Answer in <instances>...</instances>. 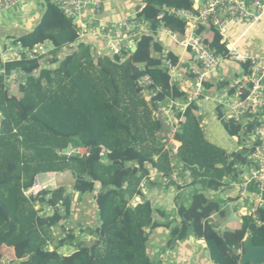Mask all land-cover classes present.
Returning <instances> with one entry per match:
<instances>
[{"label":"trees","instance_id":"16d2710c","mask_svg":"<svg viewBox=\"0 0 264 264\" xmlns=\"http://www.w3.org/2000/svg\"><path fill=\"white\" fill-rule=\"evenodd\" d=\"M47 3L42 22L33 32L17 37L15 44L33 50L49 42L53 52L35 60L23 55L20 61L4 65L7 73L22 70L26 74L21 98L5 91L0 74V249L14 250L12 263L163 264L149 251L150 232L159 228L170 230L164 253L195 238L206 242L214 264H241L248 234L256 247L264 246V227L250 216L243 218L238 229L221 231L227 212L213 196L228 188L226 180L240 181L250 164L248 150L228 154L210 143L201 127L199 108L191 104L184 112L176 110L179 125L173 141L181 146L173 154L157 118L162 106L171 101L186 103V95L171 84L169 72L162 67L165 50L159 31L184 34L185 21L166 10L193 11V0H146L137 17L148 22L150 34L136 41L134 54L95 57L91 48L81 43L61 63L60 51L77 44L80 35L71 19L51 0ZM203 41L217 56L230 59L227 45L212 26L207 27ZM48 56L53 65L60 63L57 69L41 67L40 61L46 62ZM169 57L175 64L179 62L174 53L169 52ZM237 63L248 69V64ZM35 70L39 73L34 74ZM145 78L149 85L143 83ZM223 85L225 82L219 87ZM218 119L231 137L242 136L240 124L227 121L221 112ZM68 145L85 148L88 153L58 154L57 150ZM173 161L191 175L193 182L186 188L194 190L190 205L176 199L180 222L162 223L154 219L149 201L135 207L131 202L137 195L143 197L139 187L150 174L148 165L171 177ZM68 171L75 178V194L83 197L99 188V227L76 231L65 226L73 214L74 197L65 188L25 195L38 176ZM45 206L51 212H46ZM259 214L264 223V209ZM214 215L219 219H213ZM59 230L62 233L56 242L53 231ZM86 235L96 239L90 248H83L80 236ZM64 247H76L77 251L66 256L60 253ZM2 258L0 255V264Z\"/></svg>","mask_w":264,"mask_h":264},{"label":"built area","instance_id":"2783aa9c","mask_svg":"<svg viewBox=\"0 0 264 264\" xmlns=\"http://www.w3.org/2000/svg\"><path fill=\"white\" fill-rule=\"evenodd\" d=\"M23 1L0 0V12L12 10ZM52 3L73 21L80 37L93 35L102 38L113 56L128 55L132 45H137L136 41L140 37L150 34L148 22L138 17L124 18L117 23L101 21L95 27L92 23L83 21L82 16L86 10L93 8L97 13L100 12V4L95 0H52ZM166 12L185 21L186 30L184 34H181L161 29L159 33L167 35L188 51L192 55V65L200 68L199 72L192 68L189 74H184L180 64H175L169 57V51H164L162 55V67L169 72L171 84L179 86L186 95L185 104L171 101L168 105L162 106L159 111L165 115L168 125L171 126V133L169 132L166 142L172 146L173 136L178 131L179 120L176 117V110L184 112L191 104L200 106L203 102L213 101L216 109L221 110L224 119L240 124L243 128L242 135L245 148L249 152L247 156L250 164L244 168L247 176L242 182H231V186L237 188L238 192L236 209L239 206L238 213L241 220L250 216L254 223L264 227L259 214L260 210L264 209V57L245 58L228 45V31L231 25L252 27L261 21L264 16V0H205L202 7L193 11L167 9ZM208 26H212L221 35L222 43L227 45L231 60L248 64V69L244 70L239 82L235 85L227 83L219 87L218 81L217 87L211 85L207 88L206 86L209 76L220 69L224 60L223 57L212 52L208 44L203 41V35ZM47 44L51 43L36 45L33 50L27 49L26 57L35 60L38 57L47 56L49 53ZM21 59L22 56H18L8 62ZM43 62L44 60L40 61L41 67ZM38 73L39 70L34 71V74ZM0 74L4 76L6 85L24 86L27 83V76L22 70L7 73L3 68ZM143 83L149 85L150 80L145 78ZM147 92L150 94L149 91ZM75 153L86 155L88 151L80 148ZM147 169L150 174L142 180L139 188L141 191H144L147 185L157 178L164 185L172 182L180 189H185L193 182L191 175L185 173L179 165L174 167L175 171L171 177H164L150 165ZM43 189L45 188L37 178L26 196L32 197L38 190ZM246 204L249 205L248 208L244 207ZM44 209L46 212H51L47 206Z\"/></svg>","mask_w":264,"mask_h":264},{"label":"crops","instance_id":"0c3cea01","mask_svg":"<svg viewBox=\"0 0 264 264\" xmlns=\"http://www.w3.org/2000/svg\"><path fill=\"white\" fill-rule=\"evenodd\" d=\"M44 1L47 3V0H24L23 3L19 5L22 9H26L27 11V13L23 16L24 22H16L14 26H6L3 23L0 24V71L4 68V65L8 61L16 59L18 56L25 55L26 50L20 45L15 44V39L21 35L33 32L36 27L41 23V18L45 12ZM95 1L100 4V12L97 13L93 8H90L86 10L82 16L83 21L92 23V26L94 27L97 26L101 21L107 23H117L124 18L137 17L146 6V0ZM204 1L205 0H193L194 10L202 7ZM158 39L163 44L165 51L172 52L179 57L178 63L180 64L182 73L189 74L192 68H194L197 72L200 71V68L194 67V65H192V55L188 51H186L182 46L177 44L175 41H173L163 33H159ZM81 43L88 45L91 48L93 56L95 57H113V55L108 50L106 42L102 38L93 35H86L80 37L79 42L77 44L71 46L70 48H65L60 51V53L58 54L60 63L63 62L68 56H70L77 49V46ZM228 45L229 47H233V49H235L239 55L245 58L264 57V16L259 23L252 27L231 25L228 31ZM47 48L49 49V53L47 55H50L51 52H53L54 47L52 44H47ZM133 48L134 45H132V49ZM237 62L238 61L231 59L227 61L223 60L220 69L217 72L212 73L209 76L207 82L216 87V83L218 81L220 82V84L222 82H225V84H237L244 72V69H242V67H240ZM59 64L53 65L48 56L47 61L43 62L42 68L55 70L58 68ZM232 66H235L237 68L234 74L235 78L237 79V82L235 83L231 82L230 80V68ZM5 91H7L12 96L20 98L22 97V94L20 92V86L18 85L5 84ZM206 103L209 102H203L202 105L198 106V115L201 119V127L208 140V117L210 116V114L216 112L215 115L218 118V114L219 112H221V110L216 108H213V110H211L209 108V105ZM180 146L181 144L176 142L172 144L171 148L173 149V154H176L178 152V148ZM80 148L82 147L72 146V153H75ZM242 150L243 148H241L239 152H241ZM227 153L231 154L229 152ZM177 163V161H173V167H178ZM246 176L247 173L246 170H244V173L240 177L239 182H242L246 178ZM37 178H39L43 187L46 190L65 188L68 193L74 195L73 214L70 220L65 225L66 227H70L71 229L78 231L79 229H95L100 226V222H96L98 220L96 196L98 194L99 188L95 193L85 195L83 197L79 196L78 194H75L73 191L75 185V178L69 171L62 173H49L47 175L43 174L38 176ZM226 181V184H230L228 188H226L224 191L213 193L214 197L218 195H224L221 205H223L224 211L229 210L228 212L226 211L227 216L221 222V227L224 225L227 217L230 215V205L234 204L235 209L237 205V188L232 187L231 182L229 180ZM193 190L194 187H189L181 190L175 184L167 186L162 184L157 178L155 179V181L150 182L147 185L146 189L142 191L143 197L138 195L135 196V198L131 202V206L135 207L141 202L143 203L144 201H149L154 209L155 220L162 223L170 221L177 223L180 222V218L178 216L179 205L176 199L179 198V204H184L186 206L190 205V199ZM236 213L237 217H239L237 209ZM212 218L218 219L216 215L212 216ZM242 221L235 222L233 223L234 225L230 224L226 228H230L232 230L238 229L241 226ZM56 233L61 235L62 232L59 230ZM169 236L170 230L165 228H159L150 232L149 251L151 256L155 260L159 259L163 264H214V262L210 258L206 242L204 240L200 241L195 238H190V240L188 239L189 241L186 240L180 242L176 245L173 250L164 253L163 248L166 245ZM91 240L92 236L89 235H86L84 238H81V241H83L84 243ZM76 251L77 250H74L73 252L64 255L69 256L75 253Z\"/></svg>","mask_w":264,"mask_h":264},{"label":"rangeland","instance_id":"374dc122","mask_svg":"<svg viewBox=\"0 0 264 264\" xmlns=\"http://www.w3.org/2000/svg\"><path fill=\"white\" fill-rule=\"evenodd\" d=\"M26 13H27L26 9H22L20 6L14 8L12 10H9L7 12H1L0 13V19L2 21L0 20V24L3 23L6 26L7 25L14 26V24H16V22H24L23 16ZM8 42H10V41H8ZM230 48L233 49V47H230ZM230 70H231L230 80H231V82L235 83V82H237V79L235 78L234 74H235L237 68L235 66L234 67L232 66L230 68ZM149 99H150V97H148V100ZM206 104L209 105V108L211 110H213V108H216V104L213 101L206 103ZM215 113L216 112H214L213 114H210V116L208 117L209 118V126L207 127L208 141L210 143H212L213 145L217 146L218 148L226 150L227 152H229L231 154L239 152V150L241 148L244 149L245 148V141H244L243 135L239 139L237 137H235V138L231 137L227 133L223 123L216 117ZM2 117H3V115H2V113H0L1 125H2L1 120L3 119ZM68 155H70V154H68ZM25 195H27V192L25 193ZM223 198H224V195H218L215 197V199L220 203L222 202ZM248 206H249L248 204L244 205V207H247V208H248ZM237 210L239 212V206H237ZM97 215H98V212H97ZM96 222L99 223V215H98V220ZM53 236H54V239L56 242L59 241L60 235L58 233L53 231ZM80 237L84 238L85 236H80ZM93 240H94V237H92L91 241H93ZM53 247H54V244H52L51 248H53ZM11 249L12 248H7V247H3L0 249V255H2V257H3L1 264H13L12 262L15 260L14 254H13L14 250L13 249L11 250ZM76 249H77L76 247H64V248H62V250H60V253L64 255V254L73 252ZM157 260H159V259H157Z\"/></svg>","mask_w":264,"mask_h":264},{"label":"water","instance_id":"95a60500","mask_svg":"<svg viewBox=\"0 0 264 264\" xmlns=\"http://www.w3.org/2000/svg\"><path fill=\"white\" fill-rule=\"evenodd\" d=\"M45 5V12L44 15L41 18V21L44 19V16L47 13L48 7L47 3L44 1ZM138 50V46L134 45V48L132 49L131 53L134 54ZM146 95L148 96L149 93L147 92ZM156 105H153V108H155ZM157 118L161 124L162 132L164 133L165 137H169V125L167 122V119L165 115L162 112H158ZM1 127V122H0ZM58 154L68 155L72 153V145H68L66 149L63 150H57ZM230 215L227 217L224 225L221 227V231L224 230L228 225L235 223V222H241L242 220L236 216V210L234 204H231L230 207ZM96 242L94 239L93 241L85 242L83 245V248H90L93 246V244ZM244 248L245 252L242 256L241 264H264V246L256 247L252 242V237L250 234H248L244 240Z\"/></svg>","mask_w":264,"mask_h":264}]
</instances>
